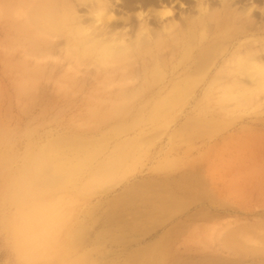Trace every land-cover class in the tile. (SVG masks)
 Listing matches in <instances>:
<instances>
[{
	"label": "rangeland",
	"instance_id": "1",
	"mask_svg": "<svg viewBox=\"0 0 264 264\" xmlns=\"http://www.w3.org/2000/svg\"><path fill=\"white\" fill-rule=\"evenodd\" d=\"M207 2V32L200 39L198 23L193 28L199 31L188 59L183 31L161 38L149 15L150 41H163V47L130 55L132 77L113 82L98 75L108 63L69 65L62 50L40 59L26 56L21 4L0 0V264H140L145 247L155 243L161 264H200V255L207 264L212 256L229 262L233 251L226 236L237 224L257 239L250 245L261 247L256 234H264V94L242 104L226 101L221 81L211 79L221 60L242 47L237 42L264 54V0H231L228 7ZM198 3L170 2L179 30L187 17L199 16ZM230 6L251 7L248 16L237 15L243 21L235 19L248 32L230 52L216 51L214 25L229 16ZM151 7L125 8L113 0L112 11L122 18ZM77 10L89 16L85 3ZM126 27L134 38L136 26ZM202 52L227 55L218 56L186 97L157 104L169 84L196 71ZM155 56L163 75L157 82ZM84 151L93 157L78 165ZM39 161L43 167H34ZM36 170L42 178L34 188L50 192L27 196L23 210L17 194ZM54 177L57 184L49 186ZM17 234L23 240L40 235L41 247L28 257L19 254ZM247 255L241 264H264V250Z\"/></svg>",
	"mask_w": 264,
	"mask_h": 264
},
{
	"label": "bare ground",
	"instance_id": "2",
	"mask_svg": "<svg viewBox=\"0 0 264 264\" xmlns=\"http://www.w3.org/2000/svg\"><path fill=\"white\" fill-rule=\"evenodd\" d=\"M121 1H123V6H125V8L126 7L142 8L145 7L146 4H149L152 7L149 10H145V11L139 9L134 14L126 15L122 18H116L115 20L109 23H107V21L113 19L114 17L108 16L105 18L104 24L97 26L95 24L94 18L92 17L96 8L98 7L96 0H19L21 4L20 16L22 17V23L20 25V33L22 40L26 46L25 55L35 57L36 59H40L41 57H45L48 54L52 53V50L53 51L62 50L65 54V57H67L69 65L79 66L80 64H88V65L94 64L96 66H103L105 63H108L109 66L103 68V70H101L98 73V75L104 76V78H108L109 81H113L116 79L124 80L131 78L133 73L132 70H128V67H130L133 64V62H135V59L129 57L130 55L136 53L138 54L137 56L141 57V54L147 52L149 49H154L155 51H157L163 47V41L151 42L150 41L151 39L150 40L143 39L142 40L143 42L140 41L130 42L131 43L130 52L121 50L120 54L114 57L103 55L100 49L105 44V41L109 38V35L116 32L117 30H122L124 28H127L126 27L127 23L130 29L134 30L135 29L134 27L136 26V29L134 30L135 34L140 27L141 32H150L152 33L153 36V32L149 30V26H148L149 23L148 16L151 15L152 17L156 18V20L158 21V26L161 27L160 30L154 33L160 35L161 38H164V36L167 37L169 35L170 36L175 35V33L183 31L184 36L188 38L186 43L187 46H185L183 51L184 59H188L190 57L189 55L191 53V46L195 40V32L197 33L199 31L198 29L193 31V28H196L199 25L200 39L204 38L206 35L208 18L206 17L205 12H206V6L208 0H199L198 3L199 16L196 18L187 17L186 20L183 21L185 26L187 22V26L183 30L178 29L176 22L172 19L173 16L168 17L165 20H161L157 15V12L161 8L163 7L171 8L170 2L172 0H169L168 3L169 5L165 2V0H121ZM219 2L224 7L233 5L231 4V0H219ZM83 3L88 5L90 9L88 11L89 16L87 18L79 14L77 10V5ZM156 5H158L159 7H156ZM99 6L105 9H109V11L113 13L112 11L113 0H109V2L108 0H104V3L100 4ZM231 6L229 11L230 13L229 16H226L222 22L215 23L214 25L215 27L214 34H217L216 36L217 39H215L213 42L219 43V45L216 47V51L221 49V47L223 48V51L224 49L226 52L229 51L230 47L233 48L234 43L237 42L238 39L242 37V35H245V32H248V29L244 27V24L237 25V23H235V19L243 21V19L237 17V15L239 14V15L248 16L250 14L251 7H247L244 8L242 11H238L237 9H232ZM15 12L16 11H14V13ZM139 12H144L147 14L145 16V20L143 19L141 20V24L137 18V13ZM209 19H211V17ZM119 23L123 24L121 28H119ZM163 26H164V30L162 31ZM218 27L220 28L218 29ZM85 32H88L89 34L84 35L83 33ZM164 32H167V34L163 35ZM117 35H123V33H118ZM237 43L238 46H242V47L235 48L232 51L231 55L221 60V65L217 70V74L213 75L211 82L221 81L220 89L221 92H223V94L221 95L223 100L234 101L235 103L242 104L244 102H252L255 96L264 94V54H262L260 50H255L254 48H252L251 44H244V43L242 44L241 42H237ZM252 50L253 52H251ZM226 52L223 54H221L222 52H220L218 56H226L227 55ZM240 53L244 54L245 62L239 67H237L234 65V60L235 57ZM205 54L206 53L202 52V54L198 55L197 57L198 59L195 62V67L197 72L192 71V73L188 75L186 81L184 79L169 84L168 88L170 89L168 90L166 95L157 102V104L172 105L178 102L179 100L183 99L182 96L184 97L187 96L193 84H196L198 83V81L203 80L202 78H204L205 75H207L210 72L211 65H213V63L216 64L218 60V56L205 57ZM126 59H130L131 61L128 63L126 62ZM154 61L155 64L152 71V80L154 82H157L162 80L163 75L160 70L161 67L159 64V59L156 58V56L154 57ZM162 65H165V63L161 64V66ZM195 73L198 75L195 76L194 75ZM27 74L36 75L35 73L32 74L31 72H27ZM76 143L78 142H75V144ZM58 146L59 145L57 144L56 148ZM92 157H93L92 153L87 154L84 151L83 157L80 159V161L77 164L84 165L89 160H91ZM39 162L35 163L34 167H38V166L43 167V163L45 162L44 161L43 162L39 161ZM57 168H58L57 169L58 172H60L61 170L59 171V167ZM39 173L40 172L36 170L35 176L32 177V179H30L29 182H27V184L23 189L22 187L19 189L22 190L21 193L17 194L18 198L17 197L16 198L20 202H23V210L24 208L27 207V204L31 200L30 199L29 202L26 203L25 198L27 196L28 197L32 196V198L33 197L40 198V196H44L47 194L49 195L50 192L49 188L45 189L43 187L40 190L34 188L36 187L37 182L41 181L42 176L38 175ZM50 180L52 181L48 183L49 186H55L57 184L56 177H54L53 179L50 178ZM18 187L19 185L15 184L14 188H18ZM242 189H244V187ZM251 192H253V190ZM253 193L255 194V192ZM41 208L42 207H40V209ZM244 228H245L244 225L237 224L233 228L229 229L227 232V236H226L227 241L232 243L229 248L233 251V252L228 251L229 253H231V255L229 256L230 261L225 262L223 261L222 257L212 256L209 258L208 264H215L214 263L215 260H218L217 261L218 264H241L242 263L241 261L245 260L246 257L249 256L247 255L249 250H257V251L264 250V246H262V244H264V234L259 232L256 234L259 238L258 241H260V245H261V247L257 249L256 248L257 245L254 244L250 245L251 244L250 242H255V240L257 239H255V236L253 235L242 233L243 231L242 229ZM23 239L20 238V236L17 234L16 242H18L17 252L19 254L23 253L21 248V242L24 241ZM244 244H246L247 246H245ZM241 245H244L245 247L244 246L240 247ZM157 246L158 245L155 243L152 246L145 247L143 253H144V258L147 260L146 263H144V258L143 256H141L143 258L141 259L143 263L140 264H161L159 260L162 252L156 249ZM244 248L245 251L243 253L237 252V251L242 252ZM202 257L203 256L200 255L197 256L196 258L200 259L201 261L200 264H207L206 261L202 259Z\"/></svg>",
	"mask_w": 264,
	"mask_h": 264
},
{
	"label": "clouds",
	"instance_id": "3",
	"mask_svg": "<svg viewBox=\"0 0 264 264\" xmlns=\"http://www.w3.org/2000/svg\"><path fill=\"white\" fill-rule=\"evenodd\" d=\"M98 7L96 8L94 14L92 17L94 18L95 24L97 26H100L104 24L105 18L108 16L114 17L111 20H108L107 23L113 21L116 19L115 15L109 11V9H105L100 7L99 5L104 3V0H96ZM109 2V0H108ZM209 9V8H208ZM147 14L144 12L137 13V18L140 21L145 20V16ZM157 15L161 20H165L168 17H171L174 15L173 9L169 7H163L158 12ZM151 29V28H150ZM164 30V26L162 31ZM129 29L124 28L122 30H117L116 32L109 35V38L105 41V44L100 49L103 55L114 57L120 54L121 50L124 51H131V43L130 42H139L143 39H152V33L150 32H141V29L139 27V30L135 34V38L132 39L128 35ZM118 33H123V35H117ZM84 35H88V32L83 33ZM245 62V57L243 53L238 54L235 57L234 65L239 67ZM41 247V236L37 235L35 237H29L26 240L21 242V248L23 251V254L25 257H28L33 254L37 249Z\"/></svg>",
	"mask_w": 264,
	"mask_h": 264
}]
</instances>
